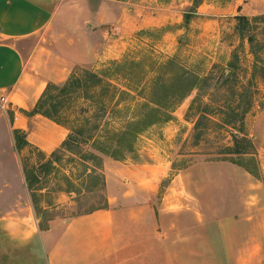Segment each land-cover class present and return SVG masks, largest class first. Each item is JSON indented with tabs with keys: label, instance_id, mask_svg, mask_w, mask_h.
<instances>
[{
	"label": "crops",
	"instance_id": "1",
	"mask_svg": "<svg viewBox=\"0 0 264 264\" xmlns=\"http://www.w3.org/2000/svg\"><path fill=\"white\" fill-rule=\"evenodd\" d=\"M74 1L84 9L66 15L79 14V24L72 18L62 28L64 0H0V96L13 111L10 131L23 132L47 155L68 131L22 111L32 110L48 84H62L76 67L96 70L117 58L124 45L115 32L133 29L121 0ZM208 12L219 19L258 15L264 0H226L200 7L197 15ZM51 27L52 35L44 36ZM102 171L105 209L52 219L45 229L30 207L0 214V264H264V185L244 169L196 163L161 191L166 172L159 168L130 169L102 157Z\"/></svg>",
	"mask_w": 264,
	"mask_h": 264
},
{
	"label": "rangeland",
	"instance_id": "2",
	"mask_svg": "<svg viewBox=\"0 0 264 264\" xmlns=\"http://www.w3.org/2000/svg\"><path fill=\"white\" fill-rule=\"evenodd\" d=\"M121 1L128 13L126 23L132 22L133 29L125 32L117 30L113 37L114 40L122 37L123 51L115 56L117 58L107 60L91 71L100 73L108 67L110 81L122 91L135 95V102L140 104L147 102L153 82L168 79V74L158 77L157 67L169 59L200 78L208 79L173 108L163 107L162 110L170 115L169 120L146 128L130 151L121 152L122 160L119 162L130 169L146 170L149 166L165 171L166 176L159 183L161 191L182 168L213 162L209 160L215 159L221 148L232 145V133L243 134L256 150L254 161H245L257 165L259 181L256 184L263 186L264 21L251 23L241 36L236 29L235 18L226 16L219 19L210 12L197 15L200 7L214 3L223 6L226 0H200L197 7L194 0ZM80 5L74 0H64L62 9L58 11L60 15L64 11L65 21L60 23L62 28L70 24L72 18V24L78 26L79 14H71V17L66 13L74 9L81 11L84 8ZM262 14L249 13L245 17L251 19ZM185 15H190L187 24H184ZM52 29L51 33L43 35H52ZM247 36L254 37L253 46L247 41ZM130 61L139 63L140 67L129 65ZM115 62L119 63L120 70L110 66ZM228 71H231L230 76H226ZM139 80L143 82H136ZM123 99L126 101L121 104V119L107 114L101 123L100 133L122 127L124 119L129 120L136 113L137 104L126 96ZM82 104L80 100L76 102L66 112L67 117ZM202 115L196 132L195 123ZM12 116V110L3 111L0 108V214L16 205L30 207L37 225L43 226L47 218L68 220L101 205L102 195L106 197V192L94 186L96 181L93 176L89 178L84 173L83 166H90L91 163L82 164L77 157L69 154L58 155L54 162L47 154L43 156L32 147L16 151L10 131ZM87 149L89 147H84V150ZM24 170L38 177L34 197L26 187Z\"/></svg>",
	"mask_w": 264,
	"mask_h": 264
},
{
	"label": "trees",
	"instance_id": "3",
	"mask_svg": "<svg viewBox=\"0 0 264 264\" xmlns=\"http://www.w3.org/2000/svg\"><path fill=\"white\" fill-rule=\"evenodd\" d=\"M200 0H194L197 7ZM192 15V13H190ZM185 15L184 24L188 23L189 16ZM236 21V29L241 36L244 30L251 24L264 21V14L248 19L245 16L234 17ZM247 41L253 46L255 39L247 36ZM256 57V53H253ZM127 63V61H126ZM119 63H111L113 69H118ZM129 65L139 66V63L130 61ZM112 69V70H113ZM167 69V70H165ZM143 70V69H141ZM158 77H164L168 74V79H158L152 83L149 89L148 99L145 103H136L135 95H130L126 91H122L114 85L108 77V67H105L100 73L90 70L74 69L70 76L62 84H48L32 110L29 112L22 111L28 117L40 115L52 123L63 127L68 131L66 138L60 144L59 148L50 153L49 159L56 162L58 155L69 154L77 157L82 164L90 162L91 165H85L84 173L89 178L94 177L96 182L94 186H99L101 192L105 193V178L102 171V156L109 157L114 161L122 160V151H130L137 137L148 127L155 125L161 121L169 120V114L162 110L163 107L173 108L178 102L186 98L193 90H197L203 81L199 76L187 71L175 60L169 59L162 65L157 67ZM165 70V71H164ZM231 71L226 73L230 76ZM163 80V81H160ZM139 84L142 80L136 81ZM137 83V84H138ZM135 92V90L133 91ZM126 96L134 104H137L136 113L120 128H113L106 133H100L102 122L107 114H111L114 119L119 118L123 110H120L121 104L126 101ZM82 101L83 104L77 107L76 111L70 112L71 116L67 117V111L73 108L76 102ZM231 114H234L232 109ZM195 123L194 130L197 132L200 118ZM72 118V119H71ZM242 119L240 123L242 124ZM232 122L230 121V124ZM232 145L221 148L216 154L217 157L209 161L229 162L244 169L252 177L259 179V170L256 164L246 163L245 160L254 161L256 150L253 143L246 136H240L232 133ZM14 141V149L20 151L30 146L24 137V133L19 130L12 131ZM104 140V141H102ZM84 147L89 149L84 150ZM33 148V147H32ZM36 149V148H35ZM41 153V152H40ZM43 154V153H41ZM100 154V155H99ZM43 156H46L43 154ZM252 158V159H250ZM50 164L52 162H49ZM185 169V168H182ZM84 174V175H85ZM37 175L29 174L24 170V181L26 187L34 197V186L38 182ZM101 205L91 207V209L76 214L81 216L92 213L96 210L105 209L107 207L106 197L102 195ZM37 213V206L33 204ZM73 216V217H74ZM53 218H47L43 226L38 225L40 229L47 228V224Z\"/></svg>",
	"mask_w": 264,
	"mask_h": 264
},
{
	"label": "built area",
	"instance_id": "4",
	"mask_svg": "<svg viewBox=\"0 0 264 264\" xmlns=\"http://www.w3.org/2000/svg\"><path fill=\"white\" fill-rule=\"evenodd\" d=\"M0 108L3 110V111H7V110H10V108L8 107L7 105V102H6V99L2 96H0Z\"/></svg>",
	"mask_w": 264,
	"mask_h": 264
}]
</instances>
